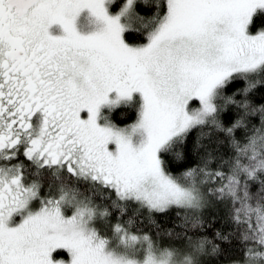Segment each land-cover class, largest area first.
Listing matches in <instances>:
<instances>
[{
  "label": "snow or ice",
  "instance_id": "snow-or-ice-1",
  "mask_svg": "<svg viewBox=\"0 0 264 264\" xmlns=\"http://www.w3.org/2000/svg\"><path fill=\"white\" fill-rule=\"evenodd\" d=\"M0 264H264V0H0Z\"/></svg>",
  "mask_w": 264,
  "mask_h": 264
}]
</instances>
